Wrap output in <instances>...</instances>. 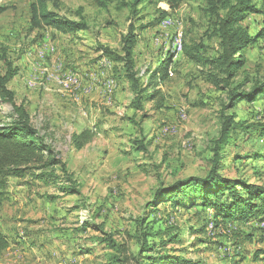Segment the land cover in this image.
<instances>
[{"label": "rangeland", "instance_id": "rangeland-1", "mask_svg": "<svg viewBox=\"0 0 264 264\" xmlns=\"http://www.w3.org/2000/svg\"><path fill=\"white\" fill-rule=\"evenodd\" d=\"M34 1L0 0V71L5 69L3 55L14 61L20 77L10 81L8 87L14 91L16 102H24L27 107L28 88L37 87L39 104L32 121L52 134L57 151L81 186V195H67L57 185L35 181L32 175L12 177L9 198L0 212V227L11 240L13 264H108L114 250L108 243L96 241L104 236L98 226L104 224L103 232L128 243L131 252L137 253V220L153 210L148 203L160 183L208 172V146L219 134L221 111L229 96L227 90L216 88L208 80V67L190 59L183 49L173 58L169 78L160 82L167 105L163 110H152L153 103L147 100L149 115L142 118V112L131 107L134 93L121 65L107 84L101 85L106 94L112 95L117 78L121 82L119 92L109 105H95L93 117L86 121V113L77 117L81 113L75 103L80 93L78 69L81 64L95 65L103 56L101 46L120 51L122 38L131 26L138 34L135 58L142 86L170 55L174 56L172 38L177 32L183 35L184 47L193 50L200 45L204 56L214 57L220 50V39L214 32V4L212 0H185L177 10H171L166 0H149L135 14L132 0H106L105 7L96 0H49L50 9L60 17H84L88 24L87 30L63 34L51 27L32 28ZM214 2L222 13V0ZM262 3L259 0L257 4ZM145 24L151 25L142 29ZM242 24L255 35L264 27V15L252 13ZM46 42L55 48V54L46 58L47 68L53 67L54 59L64 63L57 67L60 73L56 92L45 87L50 75L45 74L40 84L30 86L28 81L33 76L25 77L23 72L28 67L26 56L35 54L29 51ZM245 56L233 80V86H241L240 90H249L256 80H264V38L251 44ZM86 89L92 92L93 87ZM12 110L10 103L0 99V121L9 122ZM230 112H235L236 120L244 126L234 131L237 145L228 148L224 174L264 184V135L256 128H245L264 123V96L255 102L242 101ZM140 127L151 140L148 153L132 147ZM86 128L92 129L95 137L77 150L71 136ZM255 152L263 157L250 158L249 154ZM237 155L241 159L236 160ZM166 204L157 205L151 219L164 220L165 240L181 234L178 242L167 244L170 254V248L175 249L197 264H264V222L259 221L262 214L216 225L210 209ZM86 221L94 222L93 227L82 230ZM192 227L205 228V232L192 233Z\"/></svg>", "mask_w": 264, "mask_h": 264}, {"label": "trees", "instance_id": "trees-1", "mask_svg": "<svg viewBox=\"0 0 264 264\" xmlns=\"http://www.w3.org/2000/svg\"><path fill=\"white\" fill-rule=\"evenodd\" d=\"M102 7L106 6V0H96ZM149 0H132V9L135 14L140 13V7ZM171 10H177L185 0H166ZM213 1V13L216 18L213 20L216 35L220 39V50L214 57H206L200 51V45H195L193 50L184 47V53L190 59L207 66V77L216 88L227 90L229 102L223 104L221 111V128L219 134L208 146L210 153V168L203 176L191 175L186 178H179L169 184L163 182L155 189L153 199L148 206L153 210L157 205H167L175 203L178 206H187L200 209L202 211H213V222L216 225L220 222H235L237 219L247 220L256 218L257 214L260 222H264V184L251 182L244 177H230L224 174L227 169L226 161L230 154L228 148L237 145L233 138L234 131L241 126L236 120L235 112H230L240 102H255L264 96V80H256L249 90H240L241 86H233V80L239 74V69L245 62V51L251 45L264 38V27L253 35L242 21L252 13H262L264 15V0L261 6L259 0H222L221 8H217V3ZM79 15H82L79 11ZM151 24L142 25L147 28ZM154 25V24H153ZM32 28L42 29L51 27L63 34H77L79 31L87 30L88 24L84 17L80 20H72L51 10L49 0H35L32 3ZM136 29L131 26L129 32L122 38L120 51L112 50L108 47H100L105 55H108L115 62L124 67L125 79L129 82L134 93L131 107L135 111L142 112V118L148 117L145 108L147 100L153 103L152 110L158 112L166 105L165 94L160 88L161 79L166 80L170 76V65L174 56L170 55L168 60L162 64L161 68L151 75L146 86L141 85L142 77L136 69L135 50L138 42ZM5 64L4 72L0 71V99L12 105L11 120L0 121V212L8 198L9 181L12 177H24L32 175L35 181H42L49 185L51 183L58 186L61 192L67 195H81V186L70 173L67 163L57 151L55 141L47 129L37 128L33 121L28 107L24 102L18 103L15 99L14 91L10 90L8 84L18 74V67L14 61L6 55L2 56ZM134 121V119H133ZM140 124L139 122L137 123ZM246 129L256 128L260 135H264V123L254 126H247ZM145 129L140 127L139 136L132 140L133 148L138 152H149L151 140L145 137ZM95 137V132L86 128L80 132H75L71 136V143L77 149L84 148ZM250 158L257 159L263 157L262 154H249ZM241 159L236 156V160ZM258 178L261 175L258 174ZM49 198H53L50 196ZM79 207V205L77 206ZM152 210V211H153ZM152 211L148 216L137 220L138 232L137 253L131 252L128 243L120 242L114 238L113 234L103 232L104 224L98 226L104 236L96 238L98 243H108L114 254L110 256L108 264H197L191 259L177 254V250H172L173 254L167 251V244H174L180 240L179 233L173 234L169 239H164V220L151 219ZM94 222L86 221L82 225V230L93 227ZM174 227V226H171ZM170 227V228H171ZM101 228V229H100ZM192 233L202 234L205 228H191ZM205 243V240H201ZM11 246L9 237L0 229V254ZM161 250L164 254H161ZM87 252H92L90 249ZM82 253H85L82 251Z\"/></svg>", "mask_w": 264, "mask_h": 264}, {"label": "crops", "instance_id": "crops-1", "mask_svg": "<svg viewBox=\"0 0 264 264\" xmlns=\"http://www.w3.org/2000/svg\"><path fill=\"white\" fill-rule=\"evenodd\" d=\"M36 51H38L40 53L38 54V52H36ZM29 52L35 53L34 55L26 56V60L28 62V67L23 70V72L26 75L25 77L29 78V77L33 76L28 81L29 85L34 86L37 83L40 84V80H42V78H44V75L47 74V75H50L51 80L47 81V85L45 87L48 88L47 90H51L50 92H54V91L56 92V90L59 88V85L57 84V81H56L59 77L57 75V73L58 74L60 73V70H58L57 67L63 66L64 63L58 59H56V60L54 59V63L52 64V66H53L52 68H47L48 65L46 63V58L49 55L55 54V48L52 46L51 43L46 42L43 45H41V47L36 48L34 50H31ZM100 53H102L103 56L100 59H98V61H96L95 65L86 66L85 64H81L80 68L78 69V71L80 72L78 75L79 86H80L79 92L80 93H79L78 99L75 100L76 101L75 103L78 106L77 111H80L81 113H78L77 117L82 118V116L86 113V117H85L86 121H88V119L90 117H93V112H94V110H96L94 107L95 105L97 107H100V105H109L110 102L112 101V98L117 94V92H119L118 90L121 87V82L119 80H117V78L114 77L116 79L115 80L116 81V87L113 88L114 92L112 90L113 94L108 95L103 91V88L101 87V85L104 86V84H107L108 80H110V78L114 76V75L112 76L113 72L116 70L117 67H120V66L117 62H115L113 59H111L108 55H105L102 51ZM107 60H111L112 62L110 64H107L106 63ZM44 70L47 72H43ZM50 71L53 73H51ZM18 74H17V76L20 77V75H18ZM54 74H56V75H54ZM40 75H42V77ZM120 78H122V77H120ZM125 81H122V82H123V84L126 85ZM87 87H93L92 92L87 90L86 89ZM36 89H37V87L34 89L28 88V94H27L28 99H29V100H27V103H29L28 108H29V112H30L32 118H33V112L35 111V109L37 108V106L39 104L38 98H39L40 92ZM85 89H86V92L84 91ZM87 92H90V93H87ZM120 96H122V94ZM85 120H84V122H85ZM8 194H9V192H8ZM8 198H9V195H8ZM8 198H7V200H8ZM11 212H12V210H10L9 213H11ZM0 229H1V227H0ZM5 234L7 235V233H5ZM10 251H11V246L5 252L0 254V264H13V262H12L13 260L10 257V255H11Z\"/></svg>", "mask_w": 264, "mask_h": 264}, {"label": "bare ground", "instance_id": "bare-ground-1", "mask_svg": "<svg viewBox=\"0 0 264 264\" xmlns=\"http://www.w3.org/2000/svg\"><path fill=\"white\" fill-rule=\"evenodd\" d=\"M174 38V39H173ZM172 38V49L175 51L177 45V34ZM178 39H179V52L184 49V42H183V35L181 32H178Z\"/></svg>", "mask_w": 264, "mask_h": 264}, {"label": "built area", "instance_id": "built-area-1", "mask_svg": "<svg viewBox=\"0 0 264 264\" xmlns=\"http://www.w3.org/2000/svg\"><path fill=\"white\" fill-rule=\"evenodd\" d=\"M179 39H178V32H177V45H176V49H175V51H174V57H175V55H177L178 53H179ZM70 81H72V78H71V80ZM70 81H66V82H70ZM78 98V97H77Z\"/></svg>", "mask_w": 264, "mask_h": 264}]
</instances>
